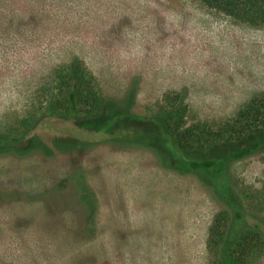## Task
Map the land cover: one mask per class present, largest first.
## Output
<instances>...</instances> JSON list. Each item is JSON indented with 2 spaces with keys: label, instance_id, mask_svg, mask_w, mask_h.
<instances>
[{
  "label": "rangeland",
  "instance_id": "obj_1",
  "mask_svg": "<svg viewBox=\"0 0 264 264\" xmlns=\"http://www.w3.org/2000/svg\"><path fill=\"white\" fill-rule=\"evenodd\" d=\"M73 60L117 109L132 94L134 118L107 125L88 122L94 110H64L60 77ZM262 93L264 28L198 0H0V132L23 121L49 148L56 137L89 143L0 156V264H212L209 232L222 209L213 183L230 181L242 200L263 187L264 146L199 178L168 157L151 120L170 110V129L194 148L185 154L222 159L246 144L225 127ZM124 129L182 171L153 149L109 141Z\"/></svg>",
  "mask_w": 264,
  "mask_h": 264
},
{
  "label": "trees",
  "instance_id": "obj_2",
  "mask_svg": "<svg viewBox=\"0 0 264 264\" xmlns=\"http://www.w3.org/2000/svg\"><path fill=\"white\" fill-rule=\"evenodd\" d=\"M198 1L207 9L221 13L234 22L252 28H264V0ZM60 79L58 92L62 99L59 103L64 110L69 112L78 109L94 110L95 113L88 119V122L98 120L99 122L104 121L107 125L119 118H126L124 120L134 118L130 111L132 94L123 101L124 106L117 109V104L121 102L108 100L98 94L90 85L92 76L86 72L79 61L73 60L63 70ZM173 103L174 100L168 107L170 108ZM160 115L163 116H159V121L151 120V123L165 139L163 145L169 150L168 157L172 161L176 159L183 161L187 165L184 172L195 174L199 178H203L202 174L205 173L213 174L219 168L227 170L229 164L250 157L264 146V93L251 99L239 109L230 126L225 127L224 133L234 138L232 143L246 141V144L230 150L222 159L201 157L196 151L185 154L194 149L188 143L187 134L181 136V132L170 129L169 122L172 116L170 110ZM122 131L121 136L115 132L109 141L120 147L141 146L153 149L163 167L176 172L182 171L181 168L174 166L163 152L150 146L143 135L127 129ZM29 135V130L23 121L19 122L14 134L0 132V156H8L12 153L11 151L16 153V157H24L31 153L51 156L53 151L66 154L84 151L89 146L88 142L77 138L56 137L52 140V148H49L37 136ZM172 141L177 145H172ZM177 149H180V152ZM74 180L77 184L83 185L82 190L86 191L83 193L91 197L80 171L75 173ZM208 182L216 186V188L213 187L214 196L222 207L209 232L208 248L212 254V264L264 262V186L245 193V200H242L231 187L230 181L227 182L225 189L218 188L219 184L217 186L215 182L213 184L210 180Z\"/></svg>",
  "mask_w": 264,
  "mask_h": 264
}]
</instances>
